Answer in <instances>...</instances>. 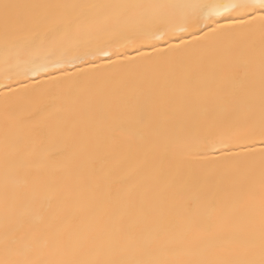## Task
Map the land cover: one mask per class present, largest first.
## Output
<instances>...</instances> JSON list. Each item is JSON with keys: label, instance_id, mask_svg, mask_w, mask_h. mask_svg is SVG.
<instances>
[{"label": "snow or ice", "instance_id": "obj_1", "mask_svg": "<svg viewBox=\"0 0 264 264\" xmlns=\"http://www.w3.org/2000/svg\"><path fill=\"white\" fill-rule=\"evenodd\" d=\"M0 264H264V0H0Z\"/></svg>", "mask_w": 264, "mask_h": 264}]
</instances>
